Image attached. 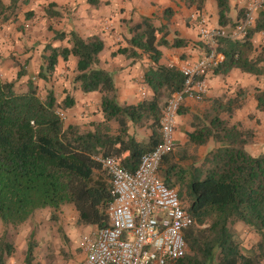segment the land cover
<instances>
[{"label":"trees","instance_id":"trees-1","mask_svg":"<svg viewBox=\"0 0 264 264\" xmlns=\"http://www.w3.org/2000/svg\"><path fill=\"white\" fill-rule=\"evenodd\" d=\"M29 1L12 0L8 8L0 6V15L9 12L16 17ZM185 1L200 14L207 3V0ZM214 1L219 27L236 30L245 19V9L234 19L233 0ZM88 2L99 5V0ZM48 14L60 15L55 3ZM174 14L168 8L164 12L168 23L161 26H156L154 19L143 17L141 23L129 27L132 35L129 46L118 52L135 59L148 55L151 60L144 78L153 95L139 104L122 105L117 101L114 76L100 67L105 42L99 36L84 39L76 31L55 32V41L68 38L70 46L48 45L36 78L47 82L57 71L60 58L68 61L75 57L74 81L85 94L102 95L104 120L95 123L93 129L66 123L62 114L75 106L71 96L60 101L51 89L43 95L33 77L24 91L18 89L17 80L8 82L0 77V221L5 227L0 237V264H6L16 249L7 230L19 229L45 208L51 210L53 221L59 219L63 207L72 206L78 214L79 226L91 225L99 230L110 226L109 208L115 200L112 178L99 159L115 158L123 169L134 173L142 156L161 143L163 110L171 95L184 87L181 69L160 63L159 47L184 48L190 44L179 34L173 42L167 40ZM261 32H264V12L245 37H217L216 50L224 60L212 68L213 73L225 76L238 69L263 77L264 47L258 51L253 42ZM196 46L204 53L203 57L210 55L211 48L204 42ZM24 75L22 70L18 78ZM245 95L246 90L240 89L235 97L214 99L204 114L195 116L194 129L188 133L190 147H204L211 141L216 144L200 164L186 168L174 153L161 164L162 179L178 188L194 220L185 234L188 252L174 264H264V153L253 156L247 150L253 143L254 132L233 121ZM255 98L258 111L264 114V90L258 89ZM136 128H147L151 134L142 138L133 132ZM237 222L261 237L249 250L243 248L230 228ZM33 252L31 244L28 263Z\"/></svg>","mask_w":264,"mask_h":264},{"label":"crops","instance_id":"crops-1","mask_svg":"<svg viewBox=\"0 0 264 264\" xmlns=\"http://www.w3.org/2000/svg\"><path fill=\"white\" fill-rule=\"evenodd\" d=\"M11 1L0 0V6L8 8ZM250 1L252 0H233L232 17L236 19L239 12L247 8ZM52 3L56 4L60 12V15L56 17H50L48 14ZM215 5L214 0H207L202 16L211 22L210 25L217 27L218 10ZM91 6L88 0H30L28 4L21 7L23 10L18 17L19 20L16 21V26L14 15L9 12L0 15V77L8 82L17 80V85L18 83L23 84L26 89L27 82L33 77L40 87L54 90L60 101L71 96L75 100V106L63 113L64 119L67 124L79 125L84 130L93 129L95 123L104 120V115L101 110V93L85 94L80 84L74 81L77 59L70 57L68 61H65L60 58L57 71L47 82L36 78L48 45L70 46L68 38L64 41H55V32L76 31L84 39L100 36L105 42V49L99 57L100 63L107 71L115 72L117 97L122 105L139 104L153 95L152 90L145 84L144 78L151 64L149 56L143 55L135 59L118 53L120 48L129 46L128 42L132 38L129 29L124 30L126 25L131 27L141 23L143 17L154 19L156 26L167 24L164 12L172 8L175 14L169 24L170 34L167 40L173 42L175 35L179 34L190 44L184 48L159 47L162 52L160 63L182 69L204 56L202 50H198L200 47L196 46V43L201 42V38L194 25V20H190V17H195L198 11L195 7H189L185 0H99V5ZM67 9L75 11L73 17L64 14V10ZM62 15H65V19L61 18ZM6 16L10 18L6 19ZM54 18H59V21L63 20V22L55 24ZM263 35L264 32H261L255 36L254 46L257 42L263 43ZM220 60L221 62L224 60L223 55ZM22 70L25 75L18 78ZM206 81L208 90L204 97L201 100L187 98L183 104L182 113H179L177 117L176 147L178 151L186 152L183 156L188 155L190 151L188 133L194 129L195 116L204 114L205 110L210 108L212 100L234 92L237 87L238 90L254 89L255 93H253L252 100L250 96L249 101L242 100V107L235 111L233 121L241 122L244 127L247 124L248 127L254 128L255 115L264 117V114L257 109L258 102L255 98L258 89L264 90V76H253L238 69L224 76L215 75L210 70ZM143 92L146 93L145 97L142 96ZM263 139L264 136L262 139H255L253 144L257 145L258 151L253 152V156L264 153V146H260L263 142L260 140ZM255 148L254 146L253 149ZM176 160L180 161V158ZM15 248L17 250L16 246Z\"/></svg>","mask_w":264,"mask_h":264},{"label":"built area","instance_id":"built-area-1","mask_svg":"<svg viewBox=\"0 0 264 264\" xmlns=\"http://www.w3.org/2000/svg\"><path fill=\"white\" fill-rule=\"evenodd\" d=\"M263 10L264 0L250 1L245 19L233 33L210 29L203 25L205 21L199 25L200 35L211 53L181 69L184 87L171 95L163 110L161 143L142 156L134 173L123 169L115 158L99 159L111 174L115 200L109 208L110 226L80 244L84 252L82 264H174L186 256L185 234L194 220L177 188L162 179L161 164L175 152L181 106L187 98L204 97L208 90L206 76L221 63L216 38L245 37L248 29L256 25V13Z\"/></svg>","mask_w":264,"mask_h":264},{"label":"rangeland","instance_id":"rangeland-1","mask_svg":"<svg viewBox=\"0 0 264 264\" xmlns=\"http://www.w3.org/2000/svg\"><path fill=\"white\" fill-rule=\"evenodd\" d=\"M91 7H95V6L92 5ZM72 9L64 10V14L65 15L68 14L69 17L71 16L73 17L75 11ZM22 10L23 9L19 10L18 15L15 17L16 18L15 26L17 25L16 21L19 20L18 17L21 15ZM56 10L59 9L56 7ZM245 12L247 13V8H245ZM262 12H264V10L258 11L256 13L257 22L261 17ZM202 14H199L198 12V14L195 15V17L193 18L190 17V20H194V25L199 33L201 42H204L200 35V29H199V25H201L203 21H205L203 25L207 26L210 29H221V28L219 27V25L218 26L216 25L217 27L210 25L211 22L207 18L202 16ZM65 15H62L61 18L65 19ZM22 17L24 16L22 15ZM54 22L55 24L56 23L59 24L58 22L61 23L63 22V20L59 21V18H54ZM125 29L126 31H128L129 26L126 25L124 30ZM224 30H226L228 33H233L231 29H224ZM255 46L258 51L261 48H263L264 37H263V43L257 42ZM100 67L104 69V67L101 66V63H100ZM112 75L114 76L115 79L116 74L114 71ZM17 86L18 89L21 91H24L26 89L23 84L18 83ZM47 90L48 89L41 87V91L43 95L46 94ZM237 92H238V87L234 90V92L229 94L227 93L226 95L228 97L236 96ZM253 93H255L254 89L252 90L246 89L245 98L242 97L241 100L249 101V96L250 99L252 100ZM117 101L121 104V102L119 101V97H117ZM255 119L256 120H254L253 123L254 128L250 126L248 127L247 124L245 126V128L250 129L254 132L253 143L255 142L256 138L262 139L264 136L263 115L257 114L255 115ZM133 132H136L142 138L144 137L146 138L151 133V130L147 128L146 129L136 128L133 130ZM260 141L264 142V139ZM263 142H261L262 144L260 146H264ZM253 143L247 147V150L251 154L253 152L256 153L258 151L257 145ZM215 146L216 144L214 143V141H211L206 146L202 147V149H200L201 147L200 148L188 147L190 148L189 149L190 151L189 154L186 155V158L184 160L181 159L184 153L186 152L184 153L182 151L180 152L177 150L176 147L174 154L176 158L178 157L180 158V162H182V165H184L187 168L192 164H200L202 160L205 158V156L210 152V150H212L211 148ZM254 146L256 147L255 149H253ZM174 187L177 188L176 186ZM51 214H52L51 210L49 208H45L42 211L38 212L31 221L27 222L24 226L20 227L19 229H15L11 227L7 230L8 238L14 244V246L17 247V250L15 249L14 253L8 258L6 264H82V261L84 259V252L80 248V244L83 241L94 239L100 230L97 227L91 225L79 226L77 224L78 214L72 206L63 207L61 213L59 214V219L57 221H53L51 219ZM230 228L235 233L237 239L242 243L243 248L245 250L251 249V247L261 239L260 235L255 234L250 230H248L246 225L242 222L231 224ZM4 231H5V227L0 221V237L3 235ZM31 244L34 245V252L31 262L28 263L27 254H28V248Z\"/></svg>","mask_w":264,"mask_h":264}]
</instances>
